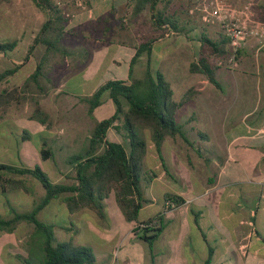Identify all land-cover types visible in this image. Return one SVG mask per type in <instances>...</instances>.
I'll return each mask as SVG.
<instances>
[{"label": "crops", "instance_id": "0c3cea01", "mask_svg": "<svg viewBox=\"0 0 264 264\" xmlns=\"http://www.w3.org/2000/svg\"><path fill=\"white\" fill-rule=\"evenodd\" d=\"M202 1L156 0L154 14L171 18L182 30L169 37L165 36L167 31L162 32L153 27L150 7L142 4V0H135L132 5L127 0H91L90 9L82 15L85 19L82 18L81 22L76 18L74 21V26L84 33L81 36L82 48L88 50L89 61L82 64L77 62L73 73L82 74L85 81L94 76L105 77L86 96L69 92L77 101L90 96L107 81H128L135 48L140 42L149 40H154L150 55L139 58L132 67V78H135L137 65L144 67L145 74L149 62L151 73L159 72L169 83L174 101H181L191 91L188 100L175 114L176 123L182 127L187 141L179 135L166 136L159 148L155 147L151 136L149 142H146L141 180V193L145 202L141 205L136 222L125 219L114 191L103 199L104 217L92 206L70 212L65 205L66 218L74 219L73 223L58 222V211L48 212L46 223L39 221V215L53 199L36 214L38 222L51 227L57 242L68 240L75 245L77 238L74 240L70 237L71 233L81 235L100 229L105 243L98 249L100 254L94 255L95 264H264V77L261 80V76H264V44L250 41L241 50L233 69L215 66L213 73L218 87L211 84L204 75L190 73V64L197 60L201 36L217 42L222 37L217 22H204ZM224 1L227 6L240 8L248 0ZM139 6L141 11L137 13L135 9ZM104 16L110 25L103 27L102 33L109 30L114 38L104 40L90 37L93 31L87 23ZM122 16H125V23L128 17H133L130 27L123 31L117 28V22ZM169 38H173L169 48L154 52L155 44ZM92 39L94 45H90ZM142 62H145V66ZM240 63L246 68L252 65L255 67L253 76L256 79L252 88L258 93L259 99L251 110L245 112L241 110L240 103L238 113V102L223 94L224 91L233 94L243 85L235 77ZM181 68L190 73L189 78L197 77V80L187 84V74L183 78L178 76ZM246 68L252 70V67ZM64 85L61 84V87ZM205 92L208 97L201 100ZM190 106V109L183 112V109ZM233 110L237 113L229 122ZM201 116L209 123L203 132L193 126ZM178 117L181 123L177 121ZM74 119L65 118L66 129L74 130ZM76 135L74 132L71 135L54 134L52 139L59 140V146L55 149L79 153L87 136L80 146H71ZM121 138L114 129L108 130L109 141L123 144ZM49 150L52 158L43 161L54 162L53 155L56 152ZM66 162L64 164L67 166ZM63 171H60L63 183H56L59 180L53 183L64 186L76 184L74 180L67 183V173L62 174ZM0 176L5 177V174L0 173ZM14 176L16 178H12L11 182L16 181L17 184L9 183L10 200L1 197L3 190L0 187L2 220H11L17 214L31 213L45 194L43 189L36 202L35 198L31 199L30 190L24 183V177L31 176ZM175 198L181 199L182 204L175 205ZM30 204L33 206L31 211H17V208L28 207ZM154 218L161 220L162 232L149 247L133 233V229L138 223ZM44 242L41 230H37L31 222L17 221L11 231L0 230V264L30 263L35 252H42Z\"/></svg>", "mask_w": 264, "mask_h": 264}, {"label": "trees", "instance_id": "16d2710c", "mask_svg": "<svg viewBox=\"0 0 264 264\" xmlns=\"http://www.w3.org/2000/svg\"><path fill=\"white\" fill-rule=\"evenodd\" d=\"M6 1V0H0ZM36 8L43 13L45 21L27 51L25 60H28L32 49L40 45L44 48L43 54L36 69L26 78L20 92H25L31 86L41 94H45L47 88L42 86L44 73L50 55L59 54L70 56L72 52L61 45L66 36L67 18L55 0H31ZM149 5L151 22L154 28L174 34L182 32L175 22L168 17L154 14L156 0H142V4ZM141 6L136 7L135 12H140ZM255 17L264 22V0L253 7ZM154 40L140 42L135 48V54L131 59L128 81L110 80L100 85L90 96L82 98L87 105V115L93 119L97 108L103 104V96L107 95L113 103L114 111L101 121H93V126L88 132L82 150L73 154L67 160L68 165H73L76 184L64 186L54 184L39 166L33 168L18 167L0 163V173L11 175H30L36 179L44 189V197L39 200L33 211L29 214H17L11 220L0 219V230L9 232L19 220H28L37 230H41L45 239L42 252L43 264H95V256L90 247L75 246L71 241L57 242L51 227H47L36 219V214L48 205V203L60 195L64 196L68 210L74 212L83 207L92 206L104 217L103 199L111 191L116 194L117 204L127 221H137L138 213L145 200L141 193V180L143 178L142 160L146 150V141L140 136V130L146 128L150 132L151 140L156 148L166 136L179 135L186 140L182 127L175 121L177 110L188 100L191 93L176 102L172 98L169 83L162 74L156 72L152 75L149 62L142 79L132 78V67L142 55L149 56ZM200 49L197 60L189 66L190 73L204 75L207 80L218 87L213 68L214 61L222 59L229 54L227 40L222 36L219 42L207 36H201ZM17 47V41L0 42V54L12 53ZM241 51L237 54V58ZM236 58V59H237ZM19 66L5 69L0 72V84L13 76ZM48 79V78H47ZM49 80V79H48ZM144 87L145 91L140 95L138 89ZM16 89L2 90L0 92V109H5L17 100ZM30 120L40 125L48 126V116L36 103L30 116ZM109 129H114L126 140V146L111 142L107 139ZM187 141V140H186ZM42 160L52 158L49 149H41ZM1 180L0 187L4 191L5 184H17L16 181ZM174 204H182V200L175 198ZM153 220L157 224L150 225ZM137 225H145L139 233H133L149 247L155 242L162 232V223L154 218ZM24 264H30L24 261ZM208 264V262H206Z\"/></svg>", "mask_w": 264, "mask_h": 264}, {"label": "rangeland", "instance_id": "374dc122", "mask_svg": "<svg viewBox=\"0 0 264 264\" xmlns=\"http://www.w3.org/2000/svg\"><path fill=\"white\" fill-rule=\"evenodd\" d=\"M62 11L64 12L68 22L66 25V36L63 38L61 45L70 50L72 54L70 56H61L59 54L50 55L46 65L44 66V73L47 75L43 78L42 86L46 87L45 94L38 93L33 86L27 89L25 92H20L19 89L26 80V78L36 69L37 64L43 54L44 48L40 45L35 46L29 55L28 60H25L28 48L33 43L34 38L43 22L45 16L40 12L31 0H6L0 2V42L4 41H17V47L12 53L7 55L0 54V72L5 69L19 66L18 71L11 77L7 78L2 84H0V92L2 90L16 89L17 100L5 109H0V163L23 166L27 168H33L39 166L48 178L53 182L59 180L56 183H63L64 178L60 177L63 169L65 171L62 174L67 173V183H71L74 178L73 165H65L64 162L73 155L71 150L64 149L59 151L55 149L59 146V140L52 139L54 134H72L77 133L76 138L72 140L71 146H80L84 138L88 135L89 130L93 126V121H101L107 119L113 109V103L108 99V96H103L104 104L97 109L93 114V119L87 115V108L85 103L80 100L77 101L69 92H76L81 95H88L90 91L103 82L104 76L90 77L89 80H83L82 74H75V68L77 62L80 64L89 61L88 50L83 49L82 33L81 29L75 27L76 18L82 22V18L85 19L83 13L88 12L91 7V0H83L82 7L76 4V0H55ZM252 2L256 6L263 2V0H248L246 3ZM127 4V3H126ZM255 6V5H254ZM243 7V6H242ZM78 16V17H77ZM125 16L119 18L117 22V28H121L123 31L130 27V23L133 20L132 16L123 21ZM91 26L92 31L90 37L94 39L111 40L114 37L110 35V31L107 30L102 33V28H106L110 25L107 17H99L93 21L87 23ZM83 25V31L85 32ZM92 39L90 45H94L95 41ZM173 43V38L165 39L163 43L154 45V52L163 51L169 48ZM145 66V62H142ZM252 70H245L242 63L237 65V74L235 77L237 81L243 84L234 91L233 94L224 91V96L231 97L239 104V110L242 111L251 110L255 101L259 99L258 93L253 90L255 79L253 73H255V67L251 66ZM251 67H247L246 69ZM141 69V70H140ZM187 74V84L194 83L197 77H190V73L183 68L180 69L178 76L184 77ZM154 75V74H152ZM264 75V74H263ZM144 76V67L137 65L135 68L134 77L142 78ZM194 76V75H192ZM264 76H261L263 80ZM49 80H48V79ZM169 79V78H168ZM172 83V77L169 79ZM223 83V82H222ZM61 84H65L61 87ZM138 93L142 95L145 91L144 87L139 88ZM177 97V95H176ZM208 97L207 92L203 93L201 100ZM263 98V96H261ZM36 103L41 107L42 111L48 116V129H44L40 124L31 121L30 116L35 108ZM190 107L183 109L186 112ZM236 111H232L229 116V122L235 118ZM73 117L75 128L74 130L66 129L65 118ZM176 121V120H175ZM177 121L181 123V118L178 117ZM209 123L203 116L201 119L193 123L195 128H199L200 131H205ZM140 136L149 142L150 132L146 128L140 130ZM109 138V137H108ZM122 143L126 146V140L121 138ZM85 142V141H84ZM71 143V142H70ZM41 149H51L52 152H56L53 155V161H43L41 157ZM5 174V177L1 176V180H11L16 178L14 175ZM9 176V179L7 178ZM24 183L30 190V197L35 198L36 202L40 199V195L43 193L41 184L33 177H24ZM11 185L5 184L4 191L1 192V197L10 200ZM69 194H63L53 199L46 209L39 215L38 220L46 223L48 212L58 211V222H74L72 218H66V204L63 201L64 196ZM13 203V202H12ZM14 208V205H12ZM15 209V208H14ZM33 209L30 204L28 207L17 208V211L21 213H27ZM102 223V222H101ZM52 232L53 230L50 229ZM72 234V233H71ZM69 235L76 240V246H87L93 251V254L98 256L100 251L98 250L105 243L102 241L104 236L100 234V229H93L86 234L81 235ZM68 241V240H67ZM73 241V240H72ZM34 258L31 260V264H42L44 262V256L42 252H35ZM95 256V257H96Z\"/></svg>", "mask_w": 264, "mask_h": 264}, {"label": "built area", "instance_id": "2783aa9c", "mask_svg": "<svg viewBox=\"0 0 264 264\" xmlns=\"http://www.w3.org/2000/svg\"><path fill=\"white\" fill-rule=\"evenodd\" d=\"M135 0H127L132 5ZM83 0H76V4L82 7ZM254 4L247 3L243 7L227 6L224 0H203L202 11L203 20L206 23L217 22L222 36L227 40L229 54L214 61L215 66L233 69L237 54L246 48L250 41L255 40L259 44H264V22L255 17L253 11ZM170 32L167 36H172ZM153 220L150 225L157 224ZM145 225H136L133 230L139 233Z\"/></svg>", "mask_w": 264, "mask_h": 264}]
</instances>
